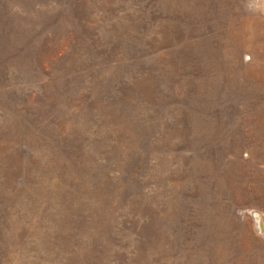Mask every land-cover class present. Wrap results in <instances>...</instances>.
<instances>
[{"label": "rangeland", "instance_id": "1", "mask_svg": "<svg viewBox=\"0 0 264 264\" xmlns=\"http://www.w3.org/2000/svg\"><path fill=\"white\" fill-rule=\"evenodd\" d=\"M263 219L264 0H0V264H264Z\"/></svg>", "mask_w": 264, "mask_h": 264}, {"label": "bare ground", "instance_id": "2", "mask_svg": "<svg viewBox=\"0 0 264 264\" xmlns=\"http://www.w3.org/2000/svg\"><path fill=\"white\" fill-rule=\"evenodd\" d=\"M260 215V214H259ZM264 220V219H263ZM258 224V223H257ZM262 230V229H261Z\"/></svg>", "mask_w": 264, "mask_h": 264}]
</instances>
